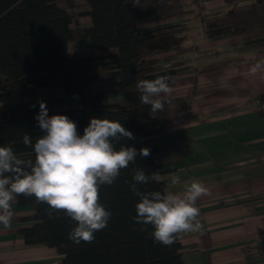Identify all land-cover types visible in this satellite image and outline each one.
Segmentation results:
<instances>
[{
  "label": "trees",
  "instance_id": "1",
  "mask_svg": "<svg viewBox=\"0 0 264 264\" xmlns=\"http://www.w3.org/2000/svg\"><path fill=\"white\" fill-rule=\"evenodd\" d=\"M71 0H0V146L8 145L23 160H32L30 148L22 143L25 133L41 135L34 117L39 109L30 108L25 98L40 89H61L73 97L80 109L61 112L83 129L91 118L118 121L133 134V139L113 141L121 146L147 148V157L120 171L111 186H101L98 202L112 216L105 229L95 233L91 243L73 244L67 239L76 222L62 210L48 218V206L32 197L18 196L17 205L33 208V224L18 230L27 246L55 249L62 264H183L178 237L170 246L154 244L150 225L135 224V205L139 197L130 191L134 171L160 176L154 155L165 150L153 138L164 133L170 122L162 111L154 112L141 103L140 81L167 76L170 87L183 68L173 57L160 55L179 51L185 43L182 25L165 26L167 21L185 14L180 0H84L88 12L63 7ZM89 17L88 28H75L73 21ZM264 25V5L234 11L205 22L206 36L214 41L250 32ZM156 26V28L154 27ZM154 28V29H153ZM89 40L91 48L106 55L70 53L71 42ZM171 63L168 67H164ZM117 86L122 99L105 105L103 86ZM166 107V104H165ZM164 107V109H165ZM54 115V114H53ZM51 116V115H49ZM142 192H164V184L139 185Z\"/></svg>",
  "mask_w": 264,
  "mask_h": 264
},
{
  "label": "crops",
  "instance_id": "2",
  "mask_svg": "<svg viewBox=\"0 0 264 264\" xmlns=\"http://www.w3.org/2000/svg\"><path fill=\"white\" fill-rule=\"evenodd\" d=\"M180 2L185 14L162 25H182L184 46L157 58L173 57L183 70L174 77L162 112L170 126L153 140L165 147L154 155L165 195L182 192L185 181H199L207 189L196 203L201 229L176 234L183 264H264V66L250 71L264 65V25L214 41L205 33L208 19L254 9L264 1ZM90 25L87 16L73 21L75 28ZM85 49L108 54L92 49L89 40L68 45L74 54L84 55ZM100 91L107 95L105 105L122 99L117 86ZM41 101L49 115L80 109L61 89H40L25 98L30 108L39 109ZM174 176L181 183L172 185ZM11 204V226L0 228V264H62L55 249L25 245L18 230L33 224V208L18 206L16 199Z\"/></svg>",
  "mask_w": 264,
  "mask_h": 264
},
{
  "label": "clouds",
  "instance_id": "3",
  "mask_svg": "<svg viewBox=\"0 0 264 264\" xmlns=\"http://www.w3.org/2000/svg\"><path fill=\"white\" fill-rule=\"evenodd\" d=\"M258 63L250 71L262 68ZM167 76L140 81V101L150 105L154 112L164 110L171 88ZM41 135L33 138L25 133L22 143L30 148L32 160H23L8 145L0 146V228L8 229L14 215L11 202L18 196L32 197L36 203L48 206V218L62 210L76 222L67 239L75 245L91 243L95 233L107 227L112 213L98 202L101 186H111L120 171L134 163L136 157H147L142 148L121 146L115 149L113 141L133 139V134L118 121L91 118L78 133L76 123L66 115L49 116L46 103L39 102L34 117ZM155 173L146 174L136 169L129 183L130 191L139 197L135 205V224L150 225V238L154 244L170 246L178 233H195L201 229L197 200L207 189L199 181H185L179 194L159 191L142 192L139 185L159 182ZM181 183L173 177L172 185Z\"/></svg>",
  "mask_w": 264,
  "mask_h": 264
},
{
  "label": "rangeland",
  "instance_id": "4",
  "mask_svg": "<svg viewBox=\"0 0 264 264\" xmlns=\"http://www.w3.org/2000/svg\"><path fill=\"white\" fill-rule=\"evenodd\" d=\"M84 0H71V1H64L61 2L60 5L63 7H75L77 11H81L82 9L85 8L84 6ZM84 23V20L82 21Z\"/></svg>",
  "mask_w": 264,
  "mask_h": 264
},
{
  "label": "built area",
  "instance_id": "5",
  "mask_svg": "<svg viewBox=\"0 0 264 264\" xmlns=\"http://www.w3.org/2000/svg\"><path fill=\"white\" fill-rule=\"evenodd\" d=\"M263 1H264V0H263ZM244 251H245V253H248V250H247V249H245Z\"/></svg>",
  "mask_w": 264,
  "mask_h": 264
}]
</instances>
